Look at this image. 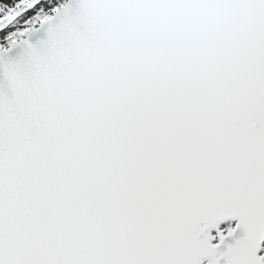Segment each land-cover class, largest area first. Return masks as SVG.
<instances>
[{"label":"snow or ice","instance_id":"1","mask_svg":"<svg viewBox=\"0 0 264 264\" xmlns=\"http://www.w3.org/2000/svg\"><path fill=\"white\" fill-rule=\"evenodd\" d=\"M262 252L264 0H0V264Z\"/></svg>","mask_w":264,"mask_h":264},{"label":"water","instance_id":"2","mask_svg":"<svg viewBox=\"0 0 264 264\" xmlns=\"http://www.w3.org/2000/svg\"><path fill=\"white\" fill-rule=\"evenodd\" d=\"M237 235H239V233H238ZM262 254H264V252H262ZM205 261H206V260H205Z\"/></svg>","mask_w":264,"mask_h":264}]
</instances>
